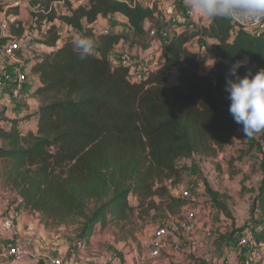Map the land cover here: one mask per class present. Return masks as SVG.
Here are the masks:
<instances>
[{"label": "trees", "instance_id": "obj_1", "mask_svg": "<svg viewBox=\"0 0 264 264\" xmlns=\"http://www.w3.org/2000/svg\"><path fill=\"white\" fill-rule=\"evenodd\" d=\"M58 1L33 4L34 28L44 33L43 44L52 51L31 69L40 82L33 93L40 104L35 130L21 134L18 122L0 113V182L21 199L24 210L39 214L44 228H73L66 238L69 257L77 252V242L88 244L97 227L114 223L123 231L134 210L140 218L181 214L188 201L171 190L181 188L188 170L178 162L215 158L242 128L228 111L225 75L232 63L245 58L240 75L264 69V38L231 18H209L196 33L174 36L159 49V67L130 83L127 69L109 59L125 36L102 34L96 21L119 14L134 43L152 41L146 25L161 28L154 10L133 6V0H83L76 6L74 0H63L66 12L58 14L53 8ZM56 20L91 39V55L81 59L72 36L56 48L61 39ZM9 32L20 39V22L12 23ZM197 36L214 42L201 57L187 47ZM209 55L214 64L206 70ZM172 72L175 83L170 85ZM261 171L264 175V151ZM207 194L219 208L218 193L207 189ZM254 204L263 214L264 186ZM252 232L264 247V220Z\"/></svg>", "mask_w": 264, "mask_h": 264}, {"label": "rangeland", "instance_id": "obj_2", "mask_svg": "<svg viewBox=\"0 0 264 264\" xmlns=\"http://www.w3.org/2000/svg\"><path fill=\"white\" fill-rule=\"evenodd\" d=\"M77 1H73L74 6L77 5ZM27 13L29 14V16L27 15L28 18H33V14L28 10L25 14ZM114 25L127 28V31H130L123 21L119 20L108 25L107 28L110 33L115 32ZM60 32L64 39L72 36L75 40L77 37L69 29L67 31L60 29ZM132 39L126 46L124 45L128 50L135 45ZM148 43L147 54H149L150 46L152 48L154 46L156 51L157 42L152 40ZM141 58L142 60L145 59L142 56ZM6 61L8 62V59ZM174 83V77L171 75L169 84ZM10 99L12 103L16 101L19 104L22 101V95L20 98L10 96ZM0 125L3 124L0 122ZM232 140L228 147L219 152L215 158L193 156L178 162L180 168L185 167L188 170L184 174L180 187L190 189L191 201H188L191 204L190 208L195 210L197 205L202 204L205 210L203 219L206 225L203 226L200 232L197 231L195 234L198 245L193 253L190 251L177 254L169 252L170 255L163 253L155 261L148 258L153 232L165 220L155 213L140 218L137 210H134L130 223L123 227V231H119V227L114 223H110L107 225V235L114 238V243L121 244L124 247L123 251L129 250L131 252L135 249L139 256V262L143 264H239L241 260L232 261L231 258L235 243V232H245L258 221L264 220V213L262 214L259 208H255L254 204L264 186V175L261 171L263 154L261 147L264 146V132L257 133L252 137H245L241 128ZM207 189L218 193L217 203L220 205L219 208L218 206L216 208L214 204V206L212 205ZM1 191L4 190L0 182ZM129 202L133 208L136 207L133 198H130ZM207 227L212 231L213 239L211 240L202 237V231ZM45 229L48 231L45 236L46 240L57 248L66 247V238L71 237L73 232V228ZM244 251L246 253L248 249ZM103 253L118 258V256L112 254L108 247L103 250ZM125 254L126 256L130 255ZM142 258L143 261H141Z\"/></svg>", "mask_w": 264, "mask_h": 264}, {"label": "built area", "instance_id": "obj_3", "mask_svg": "<svg viewBox=\"0 0 264 264\" xmlns=\"http://www.w3.org/2000/svg\"><path fill=\"white\" fill-rule=\"evenodd\" d=\"M188 0H133V6L138 5L142 8L154 10V17L161 23V28L147 27L148 36L156 40L159 49L167 44L174 36L180 34H194L201 27L199 16L196 15L188 6L181 11L177 9L176 4ZM81 4V1H77ZM24 0H7L6 5H2L3 11L6 13L7 7L20 8ZM63 7L66 10L64 1H58L53 4L55 7ZM35 10V8H34ZM234 24L241 26L246 32L255 37L264 38V19L262 20H245L238 17L231 18ZM106 35L110 31L104 28L100 31ZM195 39V40H194ZM188 42L187 47L196 53L198 57L207 53L209 47L204 43L202 37H195ZM28 45L22 43L20 39L10 38L0 42V58L10 59L17 53L26 50ZM110 61L113 65H119L127 69V80L130 83H138L153 72L162 63V58H154L148 60L133 56L132 52L123 45H115L110 53ZM28 80V71L23 64L18 63L11 74L4 73L0 78V88L7 87L8 93L12 98H20L23 85ZM261 150L264 151L262 145ZM228 154V152L226 151ZM171 193L182 200H190V189H173ZM200 203V202H198ZM18 204H22L21 199ZM191 204L187 203L179 216H168L160 226L156 227L153 232L152 241L148 258L157 260L164 253L170 255L169 252L175 254L182 252L193 253L197 248L195 234L199 221L198 209H203L202 204L196 206L195 210L190 208ZM19 214L15 204H8L7 210L0 214V247L3 248L5 255L16 264H23V257L26 249L31 245L28 240H24L17 234L16 224ZM202 237L206 240L213 239L212 231L209 227L202 231ZM234 247L232 248V261L241 260L239 264H264V248L260 244H256L252 228L245 232H235ZM77 252H85L87 244L85 241L77 242ZM248 249L245 253L244 250ZM75 258V254L71 255ZM234 259V260H233ZM230 262V260H229ZM47 264H64L60 258H50ZM78 264H101L95 259L83 258ZM234 264V263H233Z\"/></svg>", "mask_w": 264, "mask_h": 264}, {"label": "crops", "instance_id": "obj_4", "mask_svg": "<svg viewBox=\"0 0 264 264\" xmlns=\"http://www.w3.org/2000/svg\"><path fill=\"white\" fill-rule=\"evenodd\" d=\"M78 1L83 2V0ZM6 2L7 0H3L2 5L5 6ZM34 2L35 0H24V3L20 8H15V13H0V42L15 38L10 35L9 27L12 23L17 21L20 22L23 28V34L20 40L22 43L28 45L26 50L17 53L15 57L8 59V62L6 59L0 58V78L4 73L11 74L18 63L23 64L26 71H28V80L23 85L22 101L19 104H17L16 101H13V103L11 102L12 100L8 95L6 86L0 88V112H2V115L6 120H15L18 122L17 129L21 134H26L35 130L37 111L40 105L38 98L33 94L40 86V82L38 78L31 73V69L38 58L43 54L52 51V49L43 44L44 33L35 30L34 18H28L27 15L29 16V14H25L26 10L33 14L34 8L32 5ZM187 5L188 1L178 2L176 4L179 11ZM8 9L9 7H7L6 11ZM55 11L58 14H64L66 12L63 7L59 6L55 7ZM196 15L199 16L198 21L203 27L208 26L209 17L197 13ZM119 20L123 21L130 31H127V28L114 25L115 32H113V34L125 36V38L121 39L117 45L126 46L132 39V32L123 16L116 14L106 18H100L96 21V27L97 29L102 30ZM54 23L57 26L58 34L61 36V39L56 43V48H60L63 44L62 40L64 39L61 35L60 29H64L65 31L69 29L70 32H72V30L57 20ZM147 27L148 25H146V28ZM203 40L208 47L214 43L209 39L203 38ZM148 42V40L140 43L135 42V45L130 49L133 56L139 58L142 56L148 60H153L154 58L159 59L161 57V50L159 51L158 44L155 46L157 47L156 51L154 50V46L153 48L150 46L149 54H147V49L149 48H147V45L149 44ZM110 58L111 55H109V59ZM213 64L214 61L209 55L205 63L206 70H209ZM171 75L175 78V72H172ZM19 200L20 198L15 193L6 190L0 192V214L7 210L8 204H15L19 214L15 231L24 240H28L31 243L26 249V254L23 257V264H47V261L50 258H60L63 260L64 264H78L83 258L95 259L101 264H143L139 262V256L135 249L131 252L129 250L123 251L124 247L121 244L114 243V238L107 235V226L103 229L100 227L96 228L95 234L90 238L85 252H76L75 258H72V254L67 257V244L66 247L62 248H57L56 246L49 244L45 237L48 231L40 223L39 214L24 210L22 204H18ZM204 213V209H198V232H200L203 226L206 225V222L203 219ZM106 247L109 248L112 254L118 256L119 259L110 255H105L103 250ZM122 251L130 255L126 256V254L124 255L123 253L122 256ZM141 261H143V258ZM0 264H16L5 255L2 247H0Z\"/></svg>", "mask_w": 264, "mask_h": 264}, {"label": "clouds", "instance_id": "obj_5", "mask_svg": "<svg viewBox=\"0 0 264 264\" xmlns=\"http://www.w3.org/2000/svg\"><path fill=\"white\" fill-rule=\"evenodd\" d=\"M187 6L209 18L264 19V0H188ZM73 44L80 50L81 59L91 55L94 48L91 39L81 36H77ZM246 63L245 58L231 64L225 75V91L234 122L241 125L245 137H252L264 132V69L255 74L246 69L245 74L240 75L239 69L246 67Z\"/></svg>", "mask_w": 264, "mask_h": 264}]
</instances>
